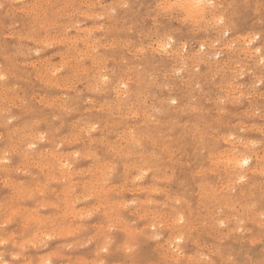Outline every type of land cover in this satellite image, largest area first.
I'll return each instance as SVG.
<instances>
[{
	"label": "rangeland",
	"instance_id": "1",
	"mask_svg": "<svg viewBox=\"0 0 264 264\" xmlns=\"http://www.w3.org/2000/svg\"><path fill=\"white\" fill-rule=\"evenodd\" d=\"M15 1L16 0H0L1 2L0 3V6H1L0 7V45H1L0 46V68H2L1 69L2 73L0 75H3L4 77H6L5 79H3V81L0 82V93H3V95L0 94V97H1L0 98V160H7L9 162L8 163L9 166L8 165L5 166L4 164H1L2 166L0 165V176H1L0 177V198H1L0 203L2 204V205L0 204V209H1L0 210V224H2L6 218L5 211L10 210V208L14 204L15 206L22 205L23 208L25 206L28 208V210L33 209L32 213L36 215L37 218H44L50 215L51 213L55 212L56 210L54 208L52 209L51 205H46L47 203H44L46 200H49L50 203L57 201L55 200L57 196L56 195L54 196V194L50 191L51 185H49L46 189H43L45 192L43 193L42 197L37 198L38 192H42L40 190L41 187L39 185L38 180L46 177L47 175V170L45 168L47 167L48 162L51 161V156H50L51 151L52 152H55V151L63 152L65 155H67L68 153H71L73 155V153L77 151L80 152L81 154L79 157L74 155V159L71 158V160L75 162L76 167L84 168L87 170L90 168L89 166H91L92 164V161L91 162L88 161V157H85L82 155V153H84L87 150L88 153L96 154L100 158V160L102 159L101 162L104 164L99 169L96 168L93 171H83L84 173H81L80 176L75 177L74 182L85 181L88 179V177H91L92 175L93 177H96V180H97V178H100V175H101L100 173L106 171L110 173L111 177L109 175L108 177L111 179L107 181L108 184L107 183L105 184L112 186L113 188L115 187L114 195L115 194L119 195L121 191L124 194L125 189L127 192V196L125 197L120 193L123 198H126V201L128 203L125 200L124 202L127 204H125L124 202L123 203L127 205V207H125L124 209H121L122 212L120 211L118 218H117V215L113 216V217H116V220H117L115 227L117 229H120L122 227L124 230L123 231L117 230L115 234L112 236V239L116 241L117 245L115 244L114 246H112V250H110V253L105 257L107 258V261H109L108 256L109 258H113L114 261L118 260V261H115L116 263H120V260L126 261V259L124 258V256L126 255H127L126 256L127 259H129V255L125 252H122L123 251L122 248H123L125 239H128L129 235L132 234V237L136 238L135 245H137V247H135L134 245L135 253L133 254L134 256L132 255L133 260L134 258H137V260L135 261L142 262V264H146V263L147 264L149 263L151 264L152 263L153 264H170V262L175 259L174 258L175 254H173L174 257L172 258L171 254L169 253L170 255H168L167 251L164 249L165 245L163 247V244H164V240L167 238V233L163 232V235L159 233L161 232V230L159 231L158 229H162L159 227L160 224L156 226L155 234L160 235L162 239L159 242L154 239H149V237L154 234L152 230L153 229V223L151 222L152 218L150 216L152 215L154 216L157 212H159V209L161 210L160 212L168 210L167 213H168V216H170L169 208H172V207L180 208L181 207L180 209H182V212L185 215V222H188L189 224L191 223L194 226V227L192 226L191 228L192 229L190 233L191 236H188L189 238L185 237V240L183 242L182 248L185 253V257H182V258H187V257H191V258L199 257L200 258L201 255H202L201 257H209L210 255L213 260H218V258L219 259L222 258L221 260L232 258V260H235L239 263L242 261L243 257L248 255L247 256L248 258L247 257L245 258L246 262H248L247 264H252V262H255V264H260V262L264 260V241H262L261 234H260L259 214L256 210H254L251 207V205L255 204L256 208H259L261 202H264V167H263L264 166V127H263L264 126V94H263L264 85L261 84V79H264V73H262L261 67L259 65V61L258 59H256L257 55L253 53L252 50H250L251 48L245 42V38L250 36L253 33L259 34L262 30H264V16L261 15V8L264 7V2H262V0H248V1L247 0H221V1L215 0L217 2V5L219 4L224 5V8H222V10L225 9V11L220 12L219 8L217 9V11L219 10L220 13L223 12L221 14L223 16L226 15L225 16L227 19L226 21L228 22L227 26L230 25L227 29H229L230 32L227 30L228 35L223 36V37L220 36V33H218L219 32L218 30H206L207 32L206 31H201V32L196 31V32H191L187 34L178 32L177 33L178 35H189L190 37L188 40V45H189L188 54L189 55H187L186 56L187 58H186L182 53H181L182 55L180 53L175 54V57L172 55L163 54L160 52L159 48H157L158 47V44H157L158 32H159L160 25L157 22L155 23V21L153 20L151 8H150V5L153 3V0H126V1L125 0H118V1L116 0L115 1L114 0H85V1L84 0H72V1L71 0H50V1L42 0V2L41 0H38V1L36 0H20V1L17 0L16 2ZM34 1L37 2L39 6ZM39 1L42 5L39 3ZM70 2H72V4ZM126 2L127 4L129 2L128 4L129 7L127 8L122 7V5L126 4ZM30 4H34L32 6L35 9L33 8L32 10H30L32 8ZM109 4L110 6H113V7H110ZM168 23L173 26L180 24L179 21L178 22L169 21ZM39 25L43 27L44 29L39 27ZM72 26L74 28H72ZM94 26H96L98 30ZM171 30L172 29H170V31ZM21 35L23 37H21ZM242 35H245V36H242ZM73 36L76 38H74ZM82 38L85 39L84 43L81 42ZM95 38L96 39L99 38L98 43H101L103 47L100 45L98 46V44H95L97 43ZM66 39H68V42H66L67 41ZM217 39H219L220 43L222 44L220 43L219 45L216 44ZM229 40H231L232 43ZM234 40L238 43H235ZM64 41L66 43H64ZM88 41L91 43V45H89L90 43ZM239 41H241L242 43ZM201 43L205 45L206 51L204 50V52L202 54L200 53L201 54L200 55L199 51L196 52V50H199L198 44H201ZM229 43H231L232 45L230 44L231 45L230 46ZM239 43H241V45L244 43L243 44L244 47L248 48L249 51L248 49L247 50L244 49L246 51L245 53L243 50H241L244 47L241 45L239 46ZM65 44L67 47L65 46ZM85 45H88V46L85 47ZM95 45L97 47H95ZM91 46H93L92 49H91ZM222 46L223 47L225 46V48L226 47L227 48L226 49L224 48L225 50L223 49L222 51L221 49L223 48ZM45 48L46 50H44ZM85 48L89 50L91 49L90 52L93 50L92 52L94 53V57H92V55L88 56L92 54V52L89 54L88 52L89 50H86ZM141 49H144V50L141 51ZM29 50H32V51H29ZM154 50H156V52ZM75 52H78L79 56L80 55L83 56L85 52L87 53V55H84L82 58V56L79 57L77 53ZM195 52L199 54L201 58L200 56L199 58H197L196 57L197 54ZM96 54L100 56L101 62H99L98 60L99 57ZM191 54H193L194 56ZM76 55L77 57H79V59L75 57ZM249 55L251 56V59ZM71 56L75 58L76 60L71 61V59H73ZM65 57L66 58L69 57V58L66 59ZM124 57L126 58V60H124L125 59ZM93 58H94L93 60L94 62L91 60ZM209 58L213 61L212 62L210 60L212 63H210ZM181 59H184V60L179 62V60ZM46 60H49V61H46ZM60 60L64 62L62 63ZM66 61L69 63V65ZM31 62L33 65L31 64ZM205 62L207 63V65ZM222 62H224V64ZM44 63L45 64L48 63V64L45 65ZM75 63L78 64L79 68L83 67L84 65H85V68L86 67L90 68L91 66L92 70L91 68L85 69V70L83 69L84 72H81V73H84L85 75L90 76L93 81L90 79V77H86L84 74H82L83 75L82 77L80 74V78L83 80H81L82 82L79 81L80 78L79 76H77V72L79 73L80 71H83V70H81L82 69L81 68V69H78L79 70L78 71L76 69L78 66H76L77 64ZM208 63L213 64V65L210 66ZM228 63L231 65H229ZM58 64L59 65L61 64L60 65L61 67ZM70 64L71 65L73 64V65L71 66ZM188 64H190L191 66ZM196 64L197 65L199 64V65L197 66ZM185 66L187 67V69ZM227 66H229L230 68ZM47 68L54 76L58 72V74L55 76V77L57 76L58 77L56 79L55 77H51V74ZM54 68H58V69H54ZM93 68L95 69L97 68L96 70H99V71L98 72L96 71V74H95V69ZM136 68H139V69H136ZM197 68H203V69H206V71L197 72L196 71ZM36 69L38 70L36 71ZM75 69H76L75 71L76 74L74 73ZM226 69L227 70L229 69L230 72H228L229 70L226 71ZM44 70L45 71L47 70L46 72H48L50 75L46 73ZM85 71L87 73L90 72V75L86 74ZM91 71L92 72L94 71L93 76L91 75L92 74ZM218 71L220 73H218ZM43 72H44V75H43ZM39 73H40V76H37L39 75ZM98 73H101L99 74L100 76L98 75ZM107 73L109 76L107 75ZM117 73L121 75H118ZM45 74L46 75L48 74L49 78H53L52 80L55 79L59 81L58 78L60 77V81L59 82L55 81L56 82V86H55L54 81L52 82L51 79H48V77ZM124 74L126 77L124 76ZM255 74L257 75L258 80ZM75 75L76 77H74ZM94 75L95 77L97 76L99 78H96L94 80L93 79L95 78ZM101 75L102 76L107 75L110 78V80L109 79L108 80H109V83L112 85V87L108 82H105L103 84L102 82L100 83L99 80H102ZM111 75L112 77H114V79L110 77ZM44 76L47 78H44ZM128 76L130 77V79H128L129 78ZM177 76L179 79L177 78ZM69 77H70V80L73 79L72 82L68 80ZM115 77L119 78V83H118V78L116 79ZM120 77L121 78L123 77V78L121 79ZM126 79H128V81H126ZM138 80L140 81V83ZM87 82L90 83V86H88ZM95 82L96 83L98 82L97 83L98 85ZM124 82L128 83V89H123L120 87L121 83H124ZM68 83L71 85H73L74 83L75 87L69 85ZM94 83L96 84V86ZM197 84H199L200 87H197L196 86ZM241 84L242 86H240ZM248 84L250 87L248 86ZM163 85H165L166 87ZM217 85H221V86L219 87ZM98 86H99V89L102 88L101 90H99V92L95 90ZM10 88L11 90H9ZM254 89L256 90L254 91ZM130 91L133 94L130 93ZM227 92L228 94H226ZM118 93L122 97H120ZM218 93H220L221 95ZM123 94L125 97L128 95L130 99H126L127 97L125 98ZM116 95L118 97H116ZM218 95L219 97H217ZM89 97L91 100L89 99ZM123 97L126 100L123 99ZM68 98L70 101L68 100ZM118 98H121V100H118ZM217 98L219 99L217 100ZM9 99L11 101H9ZM172 99H176L178 103L176 105H171L170 102ZM235 99L238 101H236ZM239 100L242 102H240ZM126 101L128 103H126ZM21 102L23 104H20ZM120 102H123V103H120ZM24 103L25 104L28 103L29 105L28 104L24 105ZM130 103L132 104V107ZM139 104H141V106H139ZM71 106H74V107H71ZM58 107L60 108V111ZM137 107L139 108L141 107L140 108L141 110L138 109ZM38 109L40 112L38 111ZM142 109L143 110L145 109L144 111L146 113ZM135 112H137L136 115L134 114ZM22 113H24V115ZM142 113L145 118L142 117ZM146 115L148 117H146ZM5 116H7L8 118ZM54 116L56 117L54 118ZM83 118L85 120H83ZM146 118H149V119L145 121L144 119ZM14 119L16 121H14ZM158 119L160 123H158ZM41 120L43 121V123L41 122ZM34 121L35 122L38 121L39 124L34 123ZM45 121H48V122H45ZM143 121L145 122V124H143ZM85 122H88V126L86 125L87 123L85 124ZM139 122L141 123V125H144V129L143 127L138 125L140 124ZM29 123L30 124L32 123V124L30 125ZM92 123L94 125H97L98 127L95 132L90 133L89 128L93 126ZM119 123L120 125L117 126V124ZM135 123H136V126L137 125L139 126V128L134 127ZM250 124L252 125L250 126ZM254 124L257 126H255ZM23 125L24 126L27 125L26 126L27 128L24 127ZM205 125L206 126L208 125V126L206 127ZM261 125L263 126L261 127ZM15 127L17 128L16 130H15ZM51 127L54 128V130H52ZM127 127L128 128L131 127L133 129H128ZM199 127L201 131L198 129ZM216 128L218 130H216ZM21 129H23L24 131ZM26 129L29 133L26 131ZM68 129H70V131ZM135 129L137 132L134 131ZM145 129L148 130L147 133L148 134L150 133V135H147L146 133H145L146 135L142 134L141 131L144 130L146 132ZM17 130H20L21 132ZM32 130L34 133L32 132ZM36 130H38V132ZM76 130H78V133L75 132ZM123 130L129 131V133L127 131L124 133L122 132ZM83 131H86L85 133H87L88 137L86 136L85 138L82 137L85 134ZM131 131L134 134L135 133L138 134L137 136H135V139L137 140L139 138L142 139L140 141L141 144H139L140 147L142 146L141 149L140 147L138 148V145H135L131 142L132 139L130 140V138H133L131 137V135H133ZM138 131H140L139 133L143 136L139 135ZM215 131H218V132H215ZM18 132L19 134L17 135ZM39 132L42 133L40 135H43V136L47 135L46 137L44 136L47 139L45 138H44L45 140L38 139V137L40 136ZM67 132L71 133V135ZM14 133H15V136L13 135ZM22 133L23 134L27 133L28 136H26L27 134L26 135L24 134L25 136L24 137ZM72 133H77L78 135L81 133V136L77 135V137H75L76 134H74L75 136H73ZM196 133L198 134L199 139ZM199 133L200 135H204V134L205 135L200 136ZM127 134L130 136H128ZM151 135H153L152 138H151ZM158 135H160V137ZM66 136L69 137L70 139L67 138ZM162 136L164 139L162 138ZM237 136H240V137H237ZM26 137L27 138L30 137V138L27 139ZM48 137L50 140H48ZM21 138L22 140L23 139L27 140V142H31V141L35 142L36 148L33 149L35 153H33L31 149L29 150L27 148V144H26L27 142H25V140L22 141ZM73 138H75V140ZM83 138L84 140H82ZM250 138H251V141H250ZM58 139L59 140L63 139V140H61V142H58ZM35 140L39 142H36ZM52 140L54 142H57L58 144L59 143L61 144L60 145H58L57 143L53 144L54 142ZM201 140L204 141V143L201 142ZM13 141H15L16 143H13ZM18 141L19 142L21 141V143L19 144ZM92 142H96V145L95 143H92ZM209 142L212 144H210ZM110 143L113 145H111ZM131 143L133 144V146L130 145ZM114 144H117V145H114ZM16 146L17 147L19 146V147L17 148ZM55 146L57 147L58 150L56 149ZM110 146H113V147H110ZM243 146H245V148H243ZM203 147L205 148V150ZM113 148H116V151H117V153L115 152V155H114V152L112 151ZM198 149L199 151H197ZM238 149H243L246 153L252 155L254 158L251 168L243 170L246 174V176H244L245 177L244 182H240L239 178L241 175H238V177L237 176L235 177L236 174H232L227 165L228 164L227 161H229L228 158L230 157V154H232L234 150H238ZM166 150L169 152H167ZM26 151L27 152L30 151V153L28 152L26 155ZM22 152L25 153L26 158L28 156L27 160ZM120 153L124 154L126 158L123 157L124 155H121ZM21 156H24V157H21ZM6 157L8 158L6 159ZM22 159L24 161H21ZM219 159H221V161H219ZM89 160L91 159L89 158ZM105 160H107V163ZM143 160H148L150 161L151 164H153V166L151 167L152 172L149 171L150 173H148V179L146 182L150 183L152 180H154L152 181L153 185H155V183L156 185H159L160 191L157 192V189H156L155 191H152L150 194H148L147 191L141 192V189H138V187L136 186L137 184L135 180L129 177L132 170L130 171L128 170L125 174L124 171H125L126 164H129V163L137 164L138 162L143 161ZM26 161L27 162L29 161V162L26 163ZM30 161H34V162H30ZM23 162H25L26 164L23 165ZM110 163L111 164L113 163L112 164L113 167ZM31 164L33 165L34 169H36L37 171L33 169ZM37 164H39L40 167H37L36 166ZM3 166L5 167L6 170H8V168L10 169L6 171L4 170ZM23 166H25V168ZM31 167L33 170L31 169ZM154 167L155 169H153ZM154 173H156L155 178L152 176ZM132 176L135 177L136 174L132 173ZM7 178H8V182H7ZM29 180L32 182L29 183L30 182ZM18 181L20 183H18ZM41 181H44V180H41ZM60 181L61 182H59L58 185L62 186V183L64 184V181L63 182L62 180ZM78 185L79 183H74V187L76 189ZM79 186L81 188V185ZM244 186L246 187V190ZM116 187L117 188L119 187V189H117ZM21 189H23V191H21ZM243 189L245 190V192L242 191ZM242 192H244L243 196H241ZM147 196L151 199L150 200L151 202L150 201L149 202L151 203L152 207L151 205H148L150 204L149 202L144 204V206L139 205L137 203V200L145 199ZM24 197L29 202H27ZM91 197L92 196H90L89 198H86V200L83 201L84 204L86 203L85 205H87L88 203H91V205L88 204L87 206L88 209H86L87 212L85 213L86 216L84 214L83 219H80L79 217L75 216L73 213L72 214L68 213V215L65 216L64 219H62L64 220L63 222H70L71 224H82L83 223L84 225H87V226L91 225V230H88V231H86L85 229L75 230L74 228V232L70 234L69 237H62L60 236L59 233L54 234L55 231L54 230L51 231L49 226L46 225L47 222H45V220H43V222H40V223L38 222L36 224L37 229H39L38 233L40 235L39 239L42 245L41 249L42 250H46V249L55 250L57 254L56 260L60 261V263H61V258H62V255H61L62 252L73 253L75 254L73 255L75 257L81 256V257H84L86 260H89V261L92 260L96 257V253L98 249L103 247V244L108 239V235H107L108 230L105 227L101 226L106 221V218H105L106 213L104 212L106 209L102 207L103 206L102 204L100 206L96 203L97 202L96 198L92 197L91 199ZM122 197L121 198L118 197L117 199L123 200ZM223 197H226L225 199L226 200L229 199V200L225 202V200L223 201L222 199ZM127 198L130 200H128ZM177 198H178V201H175L174 199H177ZM93 199L95 200L93 201ZM131 199L135 201L136 203L133 204ZM179 199L181 202L179 201ZM113 200H115V197H113ZM11 201L14 203L12 204ZM86 201H88V203ZM160 201L163 204L157 203ZM17 202L18 204H16ZM178 202L180 204H178ZM221 202H223V204ZM175 203H177V205ZM164 204L166 206H163ZM164 207H167V209ZM226 207H228V209ZM99 209L103 211L101 212ZM89 211L93 212L92 217H89L87 215ZM151 211L154 213H150ZM142 214H144L145 216ZM226 214L228 217L226 216ZM25 215H26L25 210L23 209L22 212L20 213V216L26 217ZM148 215L151 219L147 217ZM238 216L241 219L238 218ZM120 217L121 219L119 221ZM144 217L146 218L147 221L143 219ZM112 218H108L107 220L112 219ZM195 218L197 219V221ZM224 218L226 219V221ZM218 219H223L225 224L228 225V227L222 229L217 222ZM59 220L61 221V219ZM171 220H172V217L170 216L168 217V219L164 220L166 221V223H164V221L162 223L169 226V224L171 225L174 224L173 222L174 220H172V222ZM215 224H217L218 226ZM9 225L11 227L8 226V233H7L6 238H12L13 245H16L18 243L21 244L20 241L24 238L23 228H22L23 220H21L20 223H15L14 225L9 224ZM13 226H16L17 228L16 227L13 228ZM143 227H145L147 230V233L145 235L143 233L142 234L139 233ZM238 227H242L244 229L243 232L238 231V230H235V231L233 230L234 228H238ZM215 228L217 229V231H215ZM0 229H1L0 236H2L5 234V232L3 228H0ZM135 229H138L139 232L136 231ZM205 229L208 232L205 231ZM96 230H99L96 236L97 237L101 236L103 242L98 243L94 238L95 235L94 237L91 235ZM163 230H166V229H163ZM148 233L150 235H148ZM46 234L47 236L52 235L54 238L52 240H47ZM43 235H45V237ZM75 239L78 240L76 243H75ZM195 240H197L198 242ZM214 244L216 245L214 246ZM251 245L253 246L255 245V246L253 247ZM96 247H98V249ZM91 248H95L97 249V251H95L94 253V251ZM115 248H120L121 250L116 251ZM219 250H221V252ZM8 251H5L4 247L2 246L1 248L0 246V252H5L4 254L7 259L12 257L11 248H9ZM33 251H39V250L37 248H32V246H26L23 249V252H33ZM255 251H257V254ZM192 253L194 254L193 257H192ZM158 255L161 257H158ZM236 255L238 256L236 257ZM212 256H217V257L215 259V257H212ZM239 256L241 257V259L239 258ZM148 260H151V262L148 263ZM245 260H243L244 264H246ZM113 263L114 262H112V264Z\"/></svg>",
	"mask_w": 264,
	"mask_h": 264
},
{
	"label": "bare ground",
	"instance_id": "2",
	"mask_svg": "<svg viewBox=\"0 0 264 264\" xmlns=\"http://www.w3.org/2000/svg\"><path fill=\"white\" fill-rule=\"evenodd\" d=\"M17 1V0H16ZM15 1V2H16ZM20 1V0H19ZM36 1H38V0H36ZM46 1H48V0H46ZM45 1V2H46ZM50 1V0H49ZM72 1V0H71ZM85 1V0H84ZM115 1V0H114ZM116 1H118V0H116ZM126 1V0H125ZM216 1H218V0H216ZM215 1V2H216ZM221 1V0H220ZM248 1V0H247ZM12 2V1H11ZM35 2V1H34ZM41 2H42V0H41ZM120 2V1H119ZM118 2V3H119ZM122 2V1H121ZM1 3V2H0ZM37 5H38V3L37 2H35ZM39 3H40V1H39ZM43 3H44V1H43ZM49 3V2H48ZM57 3H59V2H57ZM71 4H72V2H70ZM82 3V2H81ZM86 3V2H85ZM95 3V2H94ZM112 3V2H111ZM110 3V4H111ZM116 3V2H115ZM117 3V4H118ZM123 3V2H122ZM217 3V2H216ZM41 4V3H40ZM110 4H109V6H110ZM113 4V3H112ZM111 4V5H112ZM126 4H127V2H126ZM128 4H129V2H128ZM31 6L32 5H34V4H30ZM42 5V4H41ZM105 5H106V3H105ZM122 5V4H121ZM148 5V4H147ZM220 5V4H219ZM39 6V5H38ZM96 6V5H95ZM1 7V6H0ZM25 7V6H24ZM35 7H36V5H35ZM69 7H70V5H69ZM110 7H113V6H110ZM29 8V7H28ZM31 8V7H30ZM34 7L32 6V8L30 9V10H32ZM59 8V7H58ZM224 8V7H223ZM35 9V8H34ZM39 9V8H38ZM56 9V8H55ZM67 9H68V7H67ZM138 9V8H137ZM18 10V9H17ZM23 10H25V9H23ZM72 10V9H71ZM121 10V9H120ZM220 10V12L221 11H225V9L224 10H222V9H219ZM218 10V11H219ZM34 11V10H33ZM89 11V10H88ZM148 11H150V10H148ZM227 11V10H226ZM257 11H258V9H257ZM256 11V12H257ZM42 12V11H41ZM83 12V11H82ZM13 13V12H12ZM35 13V12H34ZM87 13V12H86ZM223 13V12H222ZM222 13H220V14H222ZM27 14V13H26ZM33 14V13H32ZM82 14H84V13H82ZM93 14V13H92ZM225 14V13H224ZM9 15V14H8ZM47 15V14H46ZM55 15V14H54ZM80 15V14H79ZM115 15V14H114ZM42 16H43V14H42ZM92 16V15H91ZM226 15H224V17H225ZM38 17V16H37ZM85 17V16H84ZM83 17V18H84ZM93 17V16H92ZM95 17H96V15H95ZM98 18V17H97ZM48 19V18H47ZM90 19V18H89ZM96 19V18H95ZM225 19H226V17H225ZM38 20V19H37ZM71 20H73V19H71ZM97 20V19H96ZM122 20V19H121ZM227 20V19H226ZM231 20V19H230ZM46 21V20H45ZM60 21V20H59ZM44 22V21H43ZM56 22H58V21H56ZM178 22V21H177ZM60 23V22H59ZM155 23H156V21H155ZM155 23H154V25H155ZM75 24V23H74ZM84 24V23H83ZM76 25V24H75ZM81 25V24H80ZM102 25V24H101ZM104 25V24H103ZM105 26V25H104ZM103 26V27H104ZM110 26V25H109ZM230 26V25H229ZM229 26H227V28L229 27ZM32 27V26H31ZM39 27H41L40 25H39ZM64 27V26H63ZM95 28H96V26H94ZM108 27V26H107ZM41 28H43V27H41ZM72 28H74L73 26H72ZM102 28V27H101ZM112 28V27H111ZM32 29V28H31ZM44 29V28H43ZM42 29V30H43ZM81 29V28H80ZM97 29V28H96ZM152 29H153V27H152ZM156 29V28H155ZM34 30V29H33ZM39 30V29H38ZM51 30V29H50ZM77 30V29H76ZM85 30V29H84ZM92 30V29H91ZM98 30V29H97ZM149 30V29H148ZM157 30V29H156ZM228 31H229V29H227ZM94 31V30H93ZM110 31V30H109ZM128 31V30H127ZM54 32V31H53ZM86 32V31H85ZM201 32V31H200ZM207 32V31H206ZM230 32V31H229ZM250 32V31H249ZM61 33V32H60ZM64 33V32H63ZM69 33V32H68ZM219 33V32H218ZM259 33V32H258ZM62 34V33H61ZM49 35V34H48ZM64 35V34H63ZM82 35H84V34H82ZM89 35V34H88ZM208 35V34H207ZM237 35H239V34H237ZM247 35V34H246ZM6 36V35H5ZM29 36V35H28ZM105 36V35H104ZM242 36H245V35H242ZM9 37V36H8ZM21 37H23L22 35H21ZM57 37V36H56ZM67 37V36H66ZM74 37V36H73ZM86 37V36H85ZM106 37H107V35H106ZM205 37V36H204ZM69 38V37H68ZM74 38H76V37H74ZM87 38V37H86ZM150 38V37H149ZM212 38V37H211ZM28 39V38H27ZM32 39V38H31ZM37 39V38H36ZM35 39V40H36ZM40 39V38H39ZM46 39V38H45ZM49 39V38H48ZM96 39V38H95ZM99 39V38H98ZM98 39H96V41H97V43H95V44H98V46L100 45V46H102L103 47V45H101V43H98ZM203 39V38H202ZM213 39V38H212ZM220 39V38H219ZM30 40V39H29ZM42 40V39H41ZM57 40V39H56ZM67 41L66 42H68V39H66ZM82 41L81 42H85V39L84 38H82L81 39ZM84 40V41H83ZM92 40V39H91ZM124 40V39H123ZM204 40V39H203ZM226 40V39H225ZM236 40V39H235ZM234 40V41H235ZM239 40H240V38H239ZM244 40V39H243ZM87 41V40H86ZM101 41V40H100ZM122 41V40H121ZM199 41V40H198ZM197 41V42H198ZM229 41H231V40H229ZM48 42V41H47ZM63 42V41H62ZM65 41H64V43H66ZM69 42H70V40H69ZM76 42H77V40H76ZM89 42V41H88ZM87 42V43H88ZM211 42V41H210ZM239 42H241V41H239ZM86 43V44H87ZM90 43V42H89ZM93 43V42H92ZM113 43V42H112ZM124 43V42H123ZM126 43V42H125ZM140 43V42H139ZM215 43V42H214ZM231 43H232V41H231ZM231 43H229V45L231 44ZM235 43H238V42H236L235 41ZM242 43V42H241ZM241 43H239V46L241 45ZM2 44V43H1ZM40 44V43H39ZM117 44V43H116ZM201 44H203V43H201ZM209 44V43H208ZM220 44H222V43H220ZM228 44V43H227ZM244 44V43H243ZM241 45V46H243L244 47V45ZM57 45H58V43H57ZM63 45V44H62ZM89 45H91V43L89 44ZM198 45H200V44H198ZM213 45V44H212ZM216 45V44H215ZM219 45V44H218ZM232 45V44H231ZM230 45V46H231ZM234 45H236V44H234ZM1 46V45H0ZM53 46V45H52ZM65 46H66V44H65ZM72 46V45H71ZM86 46H88V45H85V47ZM116 46V45H115ZM142 46V45H141ZM209 46V45H208ZM230 46H228V47H230ZM238 46V47H239ZM4 47V46H3ZM46 47V46H45ZM67 47V46H66ZM95 47H97L96 45H95ZM157 47V46H156ZM216 47V46H215ZM223 47V46H222ZM2 48V47H1ZM47 48V47H46ZM46 48L44 49V50H46ZM88 48V47H87ZM87 48H85L86 50H89V49H87ZM93 48V46H91V49ZM114 48V47H113ZM125 48V47H124ZM139 48V47H138ZM141 48V47H140ZM147 48V47H146ZM149 48V47H148ZM158 48V47H157ZM212 48V47H211ZM225 48V46L223 47V48H221L222 49V51H223V49ZM227 48V47H226ZM225 48V49H226ZM232 48V47H231ZM234 48V47H233ZM241 48V47H240ZM66 49V48H65ZM79 49V48H78ZM90 49V50H91ZM96 49V48H95ZM98 49V48H97ZM206 49V48H205ZM214 49V48H213ZM224 49V50H225ZM228 49H230V48H228ZM244 49H248V48H242L241 50H243L245 53H246V51L244 50ZM2 50V49H1ZM28 50V49H27ZM90 50L88 51L89 52V54L93 51H91L90 52ZM135 50V49H134ZM144 50V49H143ZM146 50V49H145ZM147 50H149V49H147ZM196 50V49H195ZM237 50H238V48H237ZM251 50V49H250ZM21 51V50H20ZM29 51H32V50H29ZM34 51V50H33ZM38 51V50H37ZM43 51V50H42ZM66 51V50H65ZM79 51V50H78ZM85 51V50H84ZM95 51V50H94ZM155 52H156V50H154ZM197 51H199V50H196V52ZM206 51V50H205ZM210 51V50H209ZM215 51V50H214ZM221 51V52H222ZM232 51H234V50H232ZM243 51H241V52H243ZM248 51H249V49H248ZM247 51V52H248ZM24 52V51H23ZM28 52V51H27ZM27 52H26V54H27ZM68 52V51H67ZM80 52V51H79ZM87 52V51H86ZM84 53V55H87V53ZM96 52H97V50H96ZM146 52V51H145ZM144 52V53H145ZM153 52V51H152ZM151 52V53H152ZM190 52H192V51H190ZM195 52V53H196ZM218 52V51H217ZM225 52V51H224ZM236 52H238V51H236ZM251 52V51H250ZM250 52H249V54H250ZM39 53H41V52H39ZM53 53V52H52ZM51 53V54H52ZM74 53V52H73ZM75 53H77V55L79 56V53L78 52H75ZM140 53V52H139ZM154 53V52H153ZM152 53V54H153ZM181 54V52H178L176 49H174L173 50V52H172V56H174L175 57V54ZM209 53V52H208ZM50 54V55H51ZM60 54V53H59ZM62 54V53H61ZM71 54V53H70ZM81 54H83V53H81ZM193 54H194V52H193ZM193 54H191V55H193ZM197 54V53H196ZM199 54H200V52H199ZM197 54V58H199V56L202 54ZM215 54V53H214ZM219 54V53H218ZM77 55L75 56V57H77ZM83 55V56H84ZM92 55V57H94V53L92 52V54H90V55H88V56H91ZM97 55V54H96ZM95 55V56H96ZM123 55V54H122ZM182 55V54H181ZM189 55V54H188ZM205 55V54H204ZM203 55V56H204ZM210 55V54H209ZM232 55V54H231ZM245 55V54H244ZM257 55V54H256ZM60 56V55H59ZM73 56V55H72ZM71 56V57H72ZM80 56H82V55H80ZM79 56V57H80ZM83 56H82V58H83ZM98 57H99V62H101V60H100V56L99 55H97ZM155 56V55H154ZM171 56V57H172ZM180 56V55H179ZM194 56V55H193ZM250 56V55H249ZM253 56V55H252ZM47 57V56H46ZM70 57V56H69ZM68 57V58H69ZM79 57H77L78 59H79ZM86 57V56H85ZM85 57H84V59H85ZM186 57V56H185ZM191 57V56H190ZM208 57V56H207ZM257 57V56H256ZM40 58V57H39ZM66 58V57H65ZM68 58H66V59H68ZM73 58V57H72ZM87 58V57H86ZM89 58V57H88ZM107 58V57H106ZM125 58V57H124ZM179 58H181V57H179ZM182 58H184V57H182ZM187 58V57H186ZM200 58H201V56H200ZM205 58V57H204ZM211 58V57H210ZM209 58V61L211 60ZM243 58V57H242ZM254 58V57H253ZM44 59H46V58H44ZM77 59V60H78ZM105 59V58H104ZM174 59V58H173ZM194 59V58H193ZM207 59V58H206ZM250 59H251V56H250ZM257 59V58H256ZM37 60V59H36ZM43 60V59H42ZM72 60H76L75 58H73V59H71V61ZM92 61L94 60V58L93 59H91ZM95 60H97V59H95ZM124 60H126V58L124 59ZM123 60V61H124ZM177 60V59H176ZM182 60H184V59H181V60H179V62H181ZM190 60V59H189ZM188 60V61H189ZM200 60H202V59H200ZM199 60V61H200ZM216 60V59H215ZM225 60V59H224ZM248 60V59H247ZM46 61H49V60H46ZM61 61V60H60ZM197 61V60H196ZM208 61V60H207ZM212 61V60H211ZM210 61V63H212ZM62 62V61H61ZM64 62V61H63ZM62 62V63H63ZM67 62V61H66ZM74 62H76V61H74ZM91 62V61H90ZM94 62V61H93ZM97 62V61H96ZM104 62V61H103ZM240 62V61H239ZM241 62H243V61H241ZM247 62V61H246ZM255 62V61H254ZM59 63V62H58ZM68 63V62H67ZM80 63V62H79ZM92 63V62H91ZM183 63H184V61H183ZM182 63V64H183ZM197 63V62H196ZM206 63V62H205ZM217 63V62H216ZM215 63V64H216ZM220 63V62H219ZM223 64H224V62H222ZM233 63V62H232ZM248 63V62H247ZM31 64H32V62H31ZM45 64V63H44ZM48 64V63H47ZM47 64H45V65H47ZM75 64H77V63H75ZM81 64V63H80ZM103 64V63H102ZM176 64H178V63H176ZM175 64V65H176ZM209 64V63H208ZM229 64V63H228ZM252 64V63H251ZM255 64V63H254ZM33 65V64H32ZM45 65H44V67H45ZM59 65V64H58ZM61 65V64H60ZM59 65V66H60ZM68 65H69V63H68ZM71 65V64H70ZM73 65V64H72ZM71 65V66H72ZM84 65V64H83ZM95 65H96V63H95ZM185 65V64H184ZM188 65H190V64H188ZM197 65V64H196ZM199 65V64H198ZM197 65V66H198ZM206 65H207V63H206ZM210 66H212L213 64H209ZM229 65H231V64H229ZM243 65V64H242ZM245 65V64H244ZM2 66V65H1ZM31 66V65H30ZM52 66V65H51ZM76 66H78V64L76 65ZM191 66V65H190ZM194 66V65H193ZM215 66H217V65H215ZM225 66V65H224ZM223 66V67H224ZM240 66V65H239ZM41 67H43V66H41ZM61 67V66H60ZM84 67V68H83ZM83 67H81V68H79V66L76 68L77 70L78 69H81V70H85V69H90L91 68V70H92V67L90 66V68L89 67H86L85 68V65L83 66ZM136 67H138V66H136ZM186 67V66H185ZM222 67V66H221ZM227 67H229V66H227ZM242 67V66H241ZM245 67V66H244ZM250 67V66H249ZM72 68V67H71ZM100 68V67H99ZM98 68V69H99ZM102 68V67H101ZM191 68V67H190ZM189 68V69H190ZM226 68V67H225ZM230 68V67H229ZM243 68V67H242ZM1 69L2 68H0V71H1ZM41 69V68H40ZM48 69V68H47ZM54 69H58V68H54ZM60 69V68H59ZM76 69L74 70V73H75V71H76ZM93 69H95V68H93ZM97 69V68H96ZM95 69V74H96V71L98 72L99 70H96ZM136 69H139V68H136ZM171 69V68H170ZM172 69H174V68H172ZM183 69V68H182ZM181 69V70H182ZM186 69H187V67H186ZM221 69H223V68H221ZM244 69V68H243ZM249 69V68H248ZM38 69H36V71H37ZM84 70L83 71H80L79 73L77 72V76H79V78H80V74H81V77L83 76L82 74H84V73H81V72H84ZM105 70V69H104ZM121 70V69H120ZM178 70H180V69H178ZM211 70V69H210ZM213 70H215V69H213ZM229 70V69H228ZM227 69H226V71H228ZM42 71V70H41ZM45 71V70H44ZM47 71V70H46ZM45 71V72H46ZM48 71H49V69H48ZM79 71V70H78ZM90 71V70H89ZM88 71V72H89ZM101 71H102V69H101ZM100 71V72H101ZM107 71V70H106ZM129 71V70H128ZM137 71V70H136ZM141 71V70H140ZM169 71H171V70H169ZM220 71V70H219ZM218 71V73H220ZM222 71V70H221ZM244 71V70H243ZM6 72V71H5ZM50 72V71H49ZM61 72V71H60ZM62 72H63V70H62ZM86 72V71H85ZM94 72V71H93ZM93 72L91 71V75L93 76ZM139 72V71H138ZM180 72V71H179ZM182 72V71H181ZM224 72V71H223ZM228 72H230V70L228 71ZM252 72H254V71H252ZM2 73V71L0 72V74ZM35 73V72H34ZM46 73H48V72H46ZM102 73H103V71H102ZM150 73V72H149ZM177 73H178V71H177ZM213 73V72H212ZM36 74V73H35ZM37 74H38V72H37ZM49 74V73H48ZM46 75L47 77H48V79H51V81L53 82L54 81V84H55V86H56V82H59L60 81V77L58 78L59 79V81H57V80H55L57 77H55L57 74H58V72L56 73V75L54 76L51 72H50V74H51V77H55V79L54 80H52L53 78H49V75ZM76 74V73H75ZM79 74V75H78ZM86 74H89L90 75V72L89 73H87L86 72ZM99 74H101V73H98V75ZM105 74V73H104ZM115 74V73H114ZM118 75H121V74H119V73H117ZM172 74V73H171ZM5 75V74H4ZM13 75V74H12ZM43 75H44V72H43ZM42 75V76H43ZM53 75V76H52ZM74 75V74H73ZM85 75V74H84ZM107 75H108V73H107ZM176 75V74H175ZM178 75V74H177ZM229 75V74H228ZM227 75V76H228ZM239 75V74H238ZM254 75V74H253ZM256 75V74H255ZM6 76V75H5ZM36 76V75H35ZM37 76H40V73H39V75H37ZM86 77H90V76H87V75H85ZM100 76V75H99ZM109 76V75H108ZM124 76H125V74H124ZM123 76V77H124ZM136 76H138V75H136ZM222 76V75H221ZM233 76H235V75H233ZM252 76V75H251ZM260 76V75H259ZM263 76V75H262ZM33 77V76H32ZM47 77H45L44 76V78H47ZM70 77H72V76H70ZM70 77L68 78V80H70ZM74 77H76V75L74 76ZM94 77H95V75H94ZM101 77H102V75H101ZM110 77H112V75L110 76ZM122 77V78H123ZM126 77V76H125ZM129 77V76H128ZM127 77V78H128ZM139 77H140V75H139ZM144 77V76H143ZM152 77V76H151ZM232 77V76H231ZM6 78V77H5ZM62 78V77H61ZM66 78V77H65ZM85 78V77H84ZM96 78H99V77H95V78H93L94 80L96 79ZM113 79H114V77H112ZM111 78V79H112ZM116 79L118 78V77H115ZM121 78V77H120ZM121 78V79H122ZM156 78V77H155ZM169 78V77H168ZM177 78H178V76H177ZM215 78V77H214ZM225 78V77H224ZM237 78H238V76H237ZM256 78H257V75H256ZM76 79V78H75ZM88 79V78H87ZM87 79H86V81H87ZM90 79H91V77H90ZM108 79L110 80V78L108 77ZM120 79V80H121ZM128 79H130V77L128 78ZM128 79H126V81H128ZM140 79H141V77H140ZM146 79H148V78H146ZM151 79V78H150ZM157 79V78H156ZM155 79V80H156ZM179 79V78H178ZM186 79V78H185ZM242 79V78H241ZM26 80V79H25ZM40 80H42V79H40ZM45 80V79H44ZM67 80V81H68ZM73 80V79H72ZM72 80H70L71 82H72ZM78 80V79H77ZM76 80V81H77ZM81 80H83V79H81L80 78V80L79 81H81ZM85 80V79H84ZM89 80V79H88ZM92 80V79H91ZM109 80L107 81L108 83H109ZM190 80V79H189ZM212 80V79H211ZM224 80V79H223ZM235 80V79H234ZM257 80H258V78H257ZM1 81H3V80H0V82ZM46 81V80H45ZM50 81V82H51ZM56 81V82H55ZM93 81V80H92ZM100 81V83L102 82V84L103 83H105V82H103L102 80H99ZM125 81V80H124ZM139 81V80H138ZM146 81V80H145ZM151 81V80H150ZM188 81V80H187ZM236 81H237V79H236ZM6 82V81H5ZM82 82V81H81ZM89 82V81H88ZM87 82V83H88ZM152 82V81H151ZM198 82V81H197ZM220 82V81H219ZM9 83V82H8ZM7 83V84H8ZM67 83V82H66ZM96 83V82H95ZM94 83V84H95ZM98 83V82H97ZM96 83V84H97ZM118 83H119V78H118ZM124 83H126L127 85H128V83L127 82H124ZM139 83H140V81H139ZM139 83H137V84H139ZM215 83V82H214ZM232 83V82H231ZM3 84V83H2ZM12 84V83H11ZM69 84V83H68ZM82 84V83H81ZM86 84V83H85ZM96 84H95V86H96ZM110 84V83H109ZM136 84V85H137ZM158 84H160V83H158ZM223 84V83H222ZM58 85V84H57ZM69 85H71V84H69ZM87 85V84H86ZM93 85V84H92ZM98 85V84H97ZM104 85H106V84H104ZM111 85V84H110ZM215 85V84H214ZM246 85V84H245ZM251 85V84H250ZM253 85V84H252ZM5 86V85H4ZM71 86H74L75 87V85H74V83H73V85H71ZM88 86H90V83H88ZM87 86V87H88ZM103 86V85H102ZM119 86V85H118ZM163 86H165V85H163ZM162 86V87H163ZM188 86V85H187ZM217 86H221V85H217ZM226 86V85H225ZM240 86H242V84L240 85ZM248 86H249V84H248ZM6 87V86H5ZM64 87V86H63ZM107 87V86H106ZM111 87H112V85H111ZM166 87V86H165ZM189 87V86H188ZM216 87V86H215ZM237 87V86H236ZM250 87V86H249ZM252 87H254V86H252ZM61 88V87H60ZM66 88H67V86H66ZM195 88V87H194ZM256 88V87H255ZM257 88H258V86H257ZM256 88V89H257ZM8 89V88H7ZM87 89V88H86ZM102 89V88H101ZM100 89V90H101ZM103 89H104V87H103ZM127 89H128V87H127ZM186 89V88H185ZM220 89V88H219ZM243 89V88H242ZM256 89H254V91L256 90ZM9 90H11V88L9 89ZM66 90V89H65ZM93 90V89H92ZM107 90V89H106ZM115 90H117V89H115ZM118 90H120V89H118ZM168 90V89H167ZM126 91V90H125ZM132 91V90H131ZM130 91V93H132ZM224 91V90H223ZM229 91V90H228ZM14 92V91H13ZM77 92V91H76ZM99 92V91H98ZM102 92V91H101ZM200 92V91H199ZM237 92V91H236ZM263 92V91H262ZM104 93V92H103ZM121 93V92H120ZM221 93V92H220ZM220 93H218V94H220ZM238 93V92H237ZM250 93V92H249ZM1 95H3V93H0ZM36 94H38V93H36ZM49 94V93H48ZM47 94V95H48ZM80 94V93H79ZM100 94V93H99ZM126 94H128V93H126ZM133 94V93H132ZM226 94H228V92L226 93ZM241 94V93H240ZM242 94H244V93H242ZM246 94H247V92H246ZM264 94V93H263ZM44 95V94H43ZM118 95H119V93H118ZM221 95V94H220ZM24 96V95H23ZM45 96V95H44ZM120 96V95H119ZM123 96H124V94H123ZM133 96V95H132ZM143 96V95H142ZM242 96V95H241ZM13 97V96H12ZM15 97V96H14ZM54 97V96H53ZM116 97H118L117 95H116ZM120 97H122V96H120ZM125 97V96H124ZM123 97V99H125L126 97V99H130V97L127 95L125 98ZM129 97V98H128ZM164 97V96H163ZM210 97V96H209ZM217 97H219V95L217 96ZM261 97V96H260ZM1 98V97H0ZM16 98V97H15ZM20 98V97H19ZM18 98V99H19ZM40 98H42V97H40ZM55 98V97H54ZM165 98V97H164ZM223 98H224V96H223ZM232 98V97H231ZM3 99V98H2ZM7 99V98H6ZM12 99H14V98H12ZM45 99V98H44ZM89 99H90V97H89ZM125 99V100H126ZM132 99V98H131ZM168 99V98H167ZM190 99V98H189ZM207 99V98H206ZM214 99V98H213ZM219 98H217V100H218ZM221 99H222V97H221ZM228 99V98H227ZM239 99V98H238ZM254 99V98H253ZM256 99H258V98H256ZM22 100V99H21ZM58 100V99H57ZM63 100V99H62ZM68 100H69V98H68ZM91 100V99H90ZM118 100H121V98H118ZM144 100V99H143ZM194 100V99H193ZM232 100V99H231ZM236 100V99H235ZM255 100V99H254ZM7 101V100H6ZM9 101H11L10 99H9ZM13 101V100H12ZM50 101V100H49ZM64 101V100H63ZM70 101V100H69ZM107 101V100H106ZM161 101V100H160ZM236 101H238V100H236ZM240 101V100H239ZM261 101V100H260ZM62 102V101H61ZM68 102V101H67ZM91 102V101H90ZM105 102V101H104ZM119 102V101H118ZM166 102V101H165ZM164 102V103H165ZM221 102V101H220ZM240 102H242V101H240ZM252 102V101H251ZM258 102V101H257ZM7 103V102H6ZM19 103V102H18ZM55 103V102H54ZM106 103V102H105ZM116 103V102H115ZM120 103H123V102H120ZM126 103H128L127 101H126ZM133 103V102H132ZM171 103V102H170ZM190 103V102H189ZM20 104H23L22 102L20 103ZM26 104H28V103H26ZM25 103H24V105H26ZM46 104H47V102H46ZM45 104V105H46ZM51 104V103H50ZM49 104V105H50ZM61 104V103H60ZM104 104V103H103ZM111 104V103H110ZM119 104V103H118ZM131 104V103H130ZM137 104V103H136ZM188 104V103H187ZM192 104H194V103H192ZM251 104V103H250ZM255 104H256V102H255ZM29 105V104H28ZM52 105H54V104H52ZM56 105V104H55ZM96 105V104H95ZM146 105V104H145ZM170 105V104H169ZM172 105V104H171ZM189 105V104H188ZM198 105V104H197ZM57 106V105H56ZM94 106V105H93ZM136 106V105H135ZM139 106H141V104H139ZM190 106H192V105H190ZM232 106V105H231ZM254 106V105H253ZM258 106V105H257ZM26 107V106H25ZM50 107V106H49ZM52 107V106H51ZM54 107V106H53ZM59 107H60V105H59ZM58 107V108H59ZM71 107H74V106H71ZM120 107V106H119ZM131 107H132V104H131ZM182 107H184V106H182ZM187 107V106H186ZM194 107V106H193ZM263 107V106H262ZM28 108V107H27ZM56 108V107H55ZM66 108V107H65ZM107 108V107H106ZM116 108H118V107H116ZM136 108V107H135ZM138 109H140L139 107H137ZM202 108V107H201ZM222 108V107H221ZM24 109V108H23ZM30 109H32V108H30ZM34 109V108H33ZM36 109V108H35ZM42 109V108H41ZM69 109V108H68ZM147 109H149V108H147ZM191 109H192V107H191ZM195 109H197V108H195ZM56 110V109H55ZM87 110V109H86ZM109 110V109H108ZM130 110V109H129ZM137 110V109H136ZM141 110V109H140ZM143 110V109H142ZM145 110V109H144ZM143 110V111H144ZM221 110H223V109H221ZM249 110V109H248ZM5 111V110H4ZM7 111V110H6ZM22 111V110H21ZM25 111V110H24ZM35 111V110H34ZM38 111H39V109H38ZM59 111H60V108H59ZM63 111V110H62ZM65 111V110H64ZM107 111V110H106ZM157 111V110H156ZM204 111V110H203ZM223 111H225V110H223ZM247 111V110H246ZM2 112V111H1ZM28 112V111H27ZM40 112V111H39ZM108 112V111H107ZM125 112V111H124ZM133 112H134V110H133ZM138 112V111H137ZM137 112H135L134 114L136 115V113ZM145 112V111H144ZM143 112V113H144ZM184 112H185V110H184ZM202 112V111H201ZM259 112V111H258ZM261 112V111H260ZM143 113H142V117H144V115H143ZM146 113V112H145ZM182 113V112H181ZM221 113V112H220ZM247 113V112H246ZM21 114V113H20ZM23 115H24V113H22ZM59 114V113H58ZM148 114H149V112H148ZM147 114V115H148ZM155 114V113H154ZM260 114V113H259ZM32 115V114H31ZM51 115V114H50ZM83 115V114H82ZM134 115V116H135ZM146 115V117H148ZM19 116H21V115H19ZM40 116V115H39ZM48 116V115H47ZM261 116V115H260ZM5 117H7V116H5ZM13 117V116H12ZM49 117V116H48ZM56 116H54V118H55ZM78 117H80V116H78ZM85 117V116H84ZM125 117V116H124ZM127 117V116H126ZM142 117H141V119H142ZM153 117V116H152ZM219 117V116H218ZM8 118V117H7ZM18 118V117H17ZM32 118V117H31ZM87 118V117H86ZM91 118V117H90ZM145 118V117H144ZM155 118V117H154ZM261 118V117H260ZM36 119V118H35ZM42 119V118H41ZM147 119H149V118H146V119H144L145 121L147 120ZM152 119V118H151ZM217 119V118H216ZM247 119V118H246ZM30 120V119H29ZM32 120V119H31ZM43 120V119H42ZM41 120V122L43 123V121ZM83 120H85L84 118H83ZM103 120V119H102ZM134 120V119H133ZM189 120V119H188ZM8 121H9V119H8ZM14 121H16L15 119H14ZM73 121V120H72ZM78 121V120H77ZM105 121V120H104ZM198 121V120H197ZM24 122H25V120H24ZM30 122H32V121H30ZM40 122V121H39ZM45 122H48V121H45ZM120 122V121H119ZM137 122V121H136ZM152 122V121H151ZM154 122V121H153ZM190 122V121H189ZM196 122V121H195ZM9 123H10V121H9ZM15 123V122H14ZM23 123V122H22ZM34 123H37V124H39L38 123V121H34ZM87 123V124H86ZM140 123V122H139ZM157 123V122H156ZM158 123H160L159 122V119H158ZM157 123V124H158ZM210 123V122H209ZM5 124V123H4ZM25 124V123H24ZM30 124V123H29ZM32 124V123H31ZM30 124V125H31ZM81 124V123H80ZM85 124L88 126V122H85ZM93 124V123H92ZM110 124H112V123H110ZM114 124V123H113ZM143 124H145V122L143 121ZM148 124V123H147ZM165 124H167V123H165ZM164 124V125H165ZM199 124V123H198ZM197 124V125H198ZM253 124V123H252ZM252 124H250V126L252 125ZM10 125V124H9ZM94 125V124H93ZM118 125H120V123L119 124H117V126ZM135 126L134 127H138L139 128V126H141V127H143V129H144V125H141V123L140 124H138L137 126H136V123L134 124ZM160 125V124H159ZM187 125V124H186ZM200 125V124H199ZM255 125V124H254ZM5 126V125H4ZM7 126V125H6ZM24 126V125H23ZM27 125H25L24 127H26ZM90 126V125H89ZM146 126V125H145ZM169 126V125H168ZM195 126H196V124H195ZM206 126V125H205ZM208 126V125H207ZM206 126V127H207ZM255 126H257V125H255ZM263 125H261V127H262ZM9 127V126H8ZM23 127V128H24ZM28 127H29V125H28ZM43 127V126H42ZM53 127V126H52ZM51 127V128H52ZM163 127V126H162ZM170 127V126H169ZM210 127V126H209ZM264 127V126H263ZM27 128V127H26ZM33 128V127H32ZM48 128V127H47ZM46 128V129H47ZM82 128H83V126H82ZM128 128V127H127ZM174 128V127H173ZM250 128V127H249ZM17 128L15 127V130H16ZM25 129V128H24ZM29 129V128H28ZM34 129V128H33ZM39 129V128H38ZM90 129V128H89ZM89 129H87V130H89ZM126 129V128H125ZM124 129V130H125ZM128 129H133V128H131V127H129ZM170 129V128H169ZM199 130H200V127L198 128ZM215 129V128H214ZM261 129V128H260ZM14 130V131H15ZM21 130H23V129H21ZM30 130V129H29ZM35 130V129H34ZM52 130H54V128H52ZM69 131H70V129H68ZM73 130V129H72ZM113 130V129H112ZM122 131V132H126V131ZM141 130H142V128H141ZM140 130V131H141ZM146 130V132L144 131V133H143V131H141L142 132V134H144V135H150V133L148 134L147 133V129H145ZM162 130V129H161ZM172 130V129H171ZM197 130V129H196ZM198 130V131H199ZM216 130H218L217 128H216ZM242 130H244V129H242ZM17 131H20V130H17ZM24 131V130H23ZM26 131H27V129H26ZM37 132H38V130H36ZM42 131V130H41ZM74 131V130H73ZM135 132H137L136 131V129L134 130ZM140 131H138V133L140 132ZM160 131V130H159ZM201 131V130H200ZM253 131V130H252ZM257 131H259V130H257ZM256 131V132H257ZM261 131V130H260ZM21 132V131H20ZM28 132V131H27ZM32 132H33V130H32ZM51 132V131H50ZM55 132V131H54ZM75 132H77L78 133V130H76ZM84 133L86 132V131H83ZM115 132V131H114ZM128 133H129V131H127ZM132 132V131H131ZM196 132V131H195ZM215 132H218V131H215ZM29 133V132H28ZM34 133V132H33ZM32 133V134H33ZM57 133V132H56ZM67 133H69V132H67ZM77 133H72L73 134V136H75L74 134H76V136L75 137H77ZM84 133H82V134H84ZM146 133V134H145ZM160 133H162V132H160ZM206 133V132H205ZM233 133V132H232ZM241 133V132H240ZM19 134V132L17 133V135ZM25 134V133H24ZM24 134L22 133V135L24 136ZM27 134V133H26ZM25 134V135H26ZM40 134H42V133H40L39 132V135ZM43 134H45V133H43ZM51 134H53V133H51ZM70 135H71V133H69ZM68 134V135H69ZM86 134V135H85ZM82 137H84L85 138V136L86 137H88L87 136V133H85ZM90 134V133H89ZM132 134H134L133 132H132ZM197 134V133H196ZM209 134V133H208ZM207 134V135H208ZM222 134V133H221ZM14 136H15V133L13 134ZM30 135V134H29ZM38 135V136H39ZM80 136H81V133L79 134ZM78 135V136H79ZM128 135V134H127ZM130 135H131V133H130ZM130 135H128V136H130ZM138 134L137 133H135V136H137ZM139 135H141L140 133H139ZM163 135V134H162ZM199 135H200V133H199ZM205 135V134H204ZM204 135H200V136H204ZM225 135V134H224ZM230 135H231V133H230ZM7 136H8V134H7ZM26 136H28V134L26 135ZM36 136V135H35ZM37 136V137H38ZM41 136V135H40ZM39 136V137H40ZM45 137L47 136V135H44ZM127 136V137H128ZM141 136H143V135H141ZM140 136V137H141ZM152 136L153 135H151V138H152ZM159 137H160V135H158ZM194 136V135H193ZM2 137V136H1ZM12 137V136H11ZM25 137V136H24ZM24 137H22V138H24ZM39 137H38V139H39ZM67 137V136H66ZM66 137H65V139H66ZM131 137H133V135H131ZM139 137V136H138ZM137 137V138H138ZM149 137V136H148ZM195 137V136H194ZM197 137H198V134H197ZM229 137V136H228ZM237 137H240V136H237ZM8 138V137H7ZM18 138V137H17ZM20 138V137H19ZM22 138H21V140H22ZM27 138V137H26ZM30 138V137H29ZM29 138H27V139H29ZM52 138H53V136H52ZM67 138H69V137H67ZM80 138V137H79ZM84 138L82 139V140H84ZM142 138V137H141ZM155 138V137H154ZM162 138H163V136H162ZM200 138H202V137H200ZM227 138V137H226ZM9 139V138H8ZM14 139V138H13ZM45 139H47V138H45ZM44 139V140H45ZM56 139V138H55ZM70 139V138H69ZM74 140H75V138H73ZM133 140V138H130V140ZM164 139V138H163ZM198 139H199V137H198ZM234 139H235V137H234ZM248 139V138H247ZM19 140V139H18ZM23 140H25V139H23ZM22 140V141H23ZM48 140H50L49 139V137H48ZM54 140V139H53ZM52 140V141H53ZM57 140V139H56ZM61 140H63V139H58V142H61ZM72 140V139H71ZM110 140H112V139H110ZM132 140H131V142H132ZM137 140V139H136ZM142 139H138V141H141ZM154 140V139H153ZM208 140V139H207ZM216 140V139H215ZM214 140V141H215ZM254 140V139H253ZM16 141V140H15ZM15 141H13V143H16ZM30 141H31V139H30ZM34 141V140H33ZM36 141V140H35ZM79 141V140H78ZM151 141V140H150ZM155 141V140H154ZM217 141V140H216ZM219 141V140H218ZM229 141V140H228ZM232 141V140H231ZM250 141H251V138H250ZM260 141V140H259ZM8 142V141H7ZM19 142V141H18ZM17 142V143H18ZM25 142H27V140H25ZM32 142V141H31ZM36 142H39V141H36ZM54 142V141H53ZM52 142V143H53ZM85 142V141H84ZM88 142V141H87ZM201 142H203L204 143V141H202L201 140ZM225 142V141H224ZM235 142V141H234ZM247 142V141H246ZM258 142V141H257ZM5 143V142H4ZM21 143V141L19 142V144ZM24 143V142H23ZM35 143V142H34ZM57 142H54L53 144H56ZM91 143V142H90ZM92 143H95V145H96V142H92ZM115 143H116V141H115ZM118 143V142H117ZM133 143V142H132ZM130 144V145H132L133 146V144ZM210 143V142H209ZM254 143H256V142H254ZM8 144V143H7ZM18 144V145H19ZM27 144V143H26ZM58 144V143H57ZM61 143H59L58 145H60ZM104 144V143H103ZM109 144V143H108ZM111 144V143H110ZM141 144V143H140ZM152 144V143H151ZM153 144H154V142H153ZM210 144H212V143H210ZM217 144V143H216ZM243 144H244V142H243ZM258 144V143H257ZM9 145V144H8ZM16 145V144H15ZM38 145V144H37ZM89 145V144H88ZM91 145V144H90ZM94 145V146H95ZM111 145H113V144H111ZM114 145H117V144H114ZM136 145V144H135ZM198 145V144H197ZM203 145V144H202ZM201 145V146H202ZM253 145V144H252ZM93 146V145H92ZM204 146V145H203ZM240 146V145H239ZM251 146V145H250ZM10 147V146H9ZM12 147H13V145H12ZM17 147V146H16ZM19 147V146H18ZM17 147V148H18ZM56 147V146H55ZM54 147V148H55ZM110 147H113V146H110ZM115 147V146H114ZM120 147H122V146H120ZM140 147V145H138V148ZM142 147V146H141ZM141 147H140V149H141ZM216 147V146H215ZM234 147V146H233ZM241 147H242V145H241ZM247 147V146H246ZM23 148V147H22ZM22 148H20V149H22ZM28 148V147H27ZM50 148V147H49ZM60 148V147H59ZM106 148V147H105ZM168 148V147H167ZM204 148V147H203ZM202 148V149H203ZM220 148V147H219ZM243 148H245V146H243ZM29 149V148H28ZM28 149H26V150H28ZM53 149V148H52ZM51 149V150H52ZM56 149H57V147H56ZM83 149H84V147H83ZM90 149V148H89ZM121 149V148H120ZM140 149H138V150H140ZM5 150V149H4ZM7 150V149H6ZM11 150V149H10ZM12 150H14V149H12ZM18 150V149H17ZM30 150V149H29ZM32 151H33V149H31ZM46 150V149H45ZM58 150V149H57ZM118 150V149H117ZM122 150V149H121ZM143 150V149H142ZM153 150V149H152ZM163 150V149H162ZM169 150V149H168ZM204 150H205V148H204ZM233 150V149H232ZM243 149H238V150H234V152L232 153V154H230V157L228 158L229 159V161H232L231 163H228L227 165H228V167H229V170L231 171V173L232 174H236L235 175V177L237 176L238 177V175H242L243 174V176H246V174H245V172L243 171V170H245V169H250L251 168V166H252V164H253V161H254V158H253V156L252 155H250V154H248V153H246L244 150L242 151ZM50 151V150H49ZM53 151H55V150H53ZM90 151V150H89ZM119 151V150H118ZM126 151H128V150H126ZM167 151V150H166ZM197 151H199V149L197 150ZM210 151H211V149H210ZM213 151V150H212ZM249 151V150H248ZM258 151V150H257ZM29 153H30V151H28ZM27 151H26V155H27V153H28ZM78 152V151H77ZM77 152H75V153H77ZM85 152H87V150L85 151ZM82 153V155L83 156H85V157H88V161H92V164H91V166H89L90 168L89 169H84V168H78V167H76L75 166V162L74 161H72L71 160V158L72 159H74V155H75V153H73V155L71 154V153H68L67 155H65L63 152H57V151H55V152H52L51 151V153H50V156H51V161H49L48 162V165H47V167L45 168L46 170H47V175H46V177H44V178H41L40 180H38L39 181V185H40V190L42 191V193H44L45 191L43 190V189H46L49 185H51V192L54 194V196L56 195L57 197H56V199L55 200H57L56 202H52V203H50V201L49 200H46L44 203H47L46 205H51L52 207V209L54 208L56 211L55 212H53V213H51L50 215H48L47 217H44V218H37V216L36 215H34L33 213H32V210H28V208L27 207H25L24 206V208H23V206L22 205H18V206H15V204L10 208V210H13V211H15L18 215H20V213L22 212V210L24 209L25 210V216L26 217H28V216H32V217H35V219L40 223V222H43V220H45V222H47L46 223V225L47 226H49V228L51 229V231L52 230H54L55 232H54V234L55 233H59L60 234V236H62V237H69V235L70 234H72L73 232H74V228H75V230H86V231H88V230H91V225H89V226H87V225H84L83 223L82 224H71L70 222H63L64 220H62V219H64V217L65 216H67L68 215V213H70V214H74L75 216H77V217H79L80 219L83 217V215L87 212L86 211V209H88L87 208V206H88V204L89 205H91V203H88V201H86L88 204L87 205H85L84 204V200H86V198H89L90 196H92L93 198H96V203L98 204V205H100L101 206V204L103 205L102 207H104L106 210L104 211L106 214H105V218H106V220L108 219V218H112L114 215L116 216L117 215V218H118V216H119V214H120V211H121V209H124L125 207H123V205H125V204H127L128 202L126 201V198H123L122 196H121V194L125 197V196H127V192H126V189H125V191H124V194H123V192L121 191L120 193H119V195L118 194H115L114 195V188L112 187V186H109V185H106L105 183H107V181L108 180H110L111 178H109L108 177V175L110 176V173L109 172H106V171H104V172H102V173H100L101 175H100V178H97V180H96V177H93V175L91 176V177H88V176H86V177H88V179L87 180H85V181H81V182H74V179H75V177L76 176H80V174L81 173H84L83 171H93L94 169H96V168H100L104 163H102L101 162V160H100V158L96 155V154H93V153ZM154 152V151H153ZM167 152H169V151H167ZM253 152V151H252ZM256 152V151H255ZM23 153V152H22ZM33 153H35L34 151H33ZM32 153V154H33ZM45 153V152H44ZM80 153V152H79ZM97 153V152H96ZM109 153H110V151H109ZM113 153V152H112ZM116 153H117V151H116ZM141 153V152H140ZM145 153V152H144ZM144 153H142V154H144ZM204 153V152H203ZM211 153V152H210ZM219 153V152H218ZM222 153V152H221ZM24 154V156H25V153H23ZM81 154V153H80ZM121 155H124V154H122V153H120ZM152 154V153H151ZM198 154V153H197ZM229 154V153H228ZM252 154V153H251ZM5 155V154H4ZM7 155V154H6ZM17 155H18V153H17ZM114 155H115V153H114ZM117 155H119V154H117ZM120 155V156H121ZM154 155H155V153H154ZM20 156V155H19ZM24 156H21V157H24ZM31 156H33V155H31ZM31 156H29V157H31ZM36 157H37V155H36ZM35 157V158H36ZM115 157V156H114ZM118 157V156H117ZM123 157H125V155L123 156ZM131 157V156H130ZM2 158H3V156H2ZM8 157H6V159H7ZM25 158H26V156H25ZM27 158H28V156H27ZM27 158H26V160H27ZM89 158L91 159V160H89ZM126 158V157H125ZM215 158V157H214ZM217 158V157H216ZM227 158V157H226ZM244 158H247V159H249V161H250V163H249V165H247V166H241V164H239V163H237L238 161H242V159H244ZM257 158V157H256ZM5 159V158H4ZM33 159V158H32ZM31 159V160H32ZM20 160V159H19ZM21 161H24L23 159L21 160ZM106 161V163H107V160H105ZM219 161H221V159H219ZM29 162V161H28ZM27 161H26V163H28ZM30 162H34V161H30ZM136 162V161H135ZM202 162V161H201ZM226 162V161H225ZM224 162V163H225ZM228 162V161H227ZM226 162V163H227ZM25 162H23V165L24 164H26ZM82 164V163H81ZM90 164V163H89ZM111 164V163H110ZM113 164V163H112ZM111 164V165H112ZM114 164H116V163H114ZM1 165V164H0ZM20 165H22V164H20ZM35 165V164H34ZM65 165H67V167H65ZM2 166V165H1ZM9 166V165H8ZM19 166V165H18ZM17 166V167H18ZM27 166V165H26ZM31 166L33 167V165L31 164ZM87 166V165H86ZM106 166V165H105ZM109 166V165H108ZM153 166V164H151L150 163V161H148V160H143V161H140V162H138L137 164H135V163H129V164H126L125 165V174H126V172L129 170H132L131 171V173H130V175H129V177L130 178H132L133 180H135V182H136V186L138 187V189H141V192L142 191H147L148 192V194H150L152 191H155L156 189H157V192L158 191H160V187H159V185H156V183H155V185H153V182L152 181H154V180H152L150 183L148 182H146L147 181V179H148V173H150L149 171H151L152 172V170H151V167ZM4 167V166H3ZM24 168H25V166H23ZM32 167H31V169H32ZM36 167V166H35ZM111 167V166H110ZM112 167H113V165H112ZM226 167V166H225ZM264 167V166H263ZM13 168V167H12ZM21 168V167H20ZM30 168V167H29ZM107 168V167H106ZM10 168H8V170H9ZM27 169V168H26ZM33 169H34V167H33ZM32 169V170H33ZM44 169V170H45ZM112 169V168H111ZM141 169H143L147 174L146 175H143L142 177H141V179H139V180H137V175H140V170ZM153 169H155V167L153 168ZM158 169V168H157ZM4 170H6L5 169V167H4ZM8 170H6V171H8ZM30 170V169H29ZM34 170H36V169H34ZM104 170H106V169H104ZM108 170V169H107ZM110 170V169H109ZM206 170V169H205ZM225 170V169H224ZM257 170V169H256ZM25 171V170H24ZM37 171V170H36ZM101 171V170H100ZM111 171V170H110ZM113 171V170H112ZM18 172H19V170H18ZM26 172V171H25ZM25 172H24V174H25ZM159 172V171H158ZM205 172V171H204ZM30 173V172H29ZM35 173V172H34ZM40 173V172H39ZM87 173V172H86ZM112 173V172H111ZM132 173L134 174H136V176L135 177H133L132 176ZM157 173V172H156ZM156 173H154L152 176L155 178L156 177ZM10 174V173H9ZM38 174V173H37ZM92 174H93V172H92ZM226 174V173H225ZM245 174V175H244ZM3 175V174H2ZM44 175V174H43ZM263 175V174H262ZM10 176V175H9ZM28 176V175H27ZM31 176V175H30ZM38 176V175H37ZM82 176V175H81ZM96 176V175H95ZM197 176V175H196ZM1 177V176H0ZM11 177V176H10ZM36 177V176H35ZM34 177V178H35ZM85 177V176H84ZM111 177V176H110ZM201 177V176H200ZM234 177V178H235ZM60 178H62V179H60ZM109 178V179H108ZM247 178V177H246ZM12 179H14V178H12ZM26 179V178H25ZM30 179V178H29ZM36 179V178H35ZM38 179V178H37ZM157 179V178H156ZM233 179V178H232ZM10 180V179H9ZM28 180V179H27ZM41 180H44V181H41ZM60 180H62V182L64 181V184L62 183V186L61 185H58V183L59 182H61ZM96 180V181H95ZM151 180V179H150ZM149 180V181H150ZM30 181V180H29ZM29 181H27V182H29ZM7 182H8V178H7ZM10 182V181H9ZM32 181H30L29 183H31ZM206 182V181H205ZM219 182V181H218ZM18 183H20L19 181H18ZM74 183H79V185H81V188H80V186L78 185V187H77V189L74 187ZM238 183V182H237ZM108 184V183H107ZM221 184V183H220ZM12 185H13V183H12ZM126 186V185H125ZM24 187V186H23ZM219 187V186H218ZM245 187V186H244ZM14 188V187H13ZM18 188V187H17ZM25 188V187H24ZM117 188V187H116ZM123 188V187H122ZM211 188H212V186H211ZM216 188V187H215ZM9 189V188H8ZM11 189V188H10ZM117 189H119V187L117 188ZM136 189V188H135ZM218 189V188H217ZM124 190V189H123ZM245 190H246V187H245ZM245 190L243 189L242 191H244L245 192ZM12 191V190H11ZM11 191H9V192H11ZM14 191V190H13ZM218 192V191H217ZM244 192H242L241 193V196H243L244 195ZM13 193V192H12ZM191 193V192H190ZM216 193V192H215ZM15 194V193H14ZM159 194V193H158ZM20 195V194H19ZM224 195V194H223ZM10 196V195H9ZM50 196V195H49ZM89 196V197H88ZM135 196V195H134ZM213 196V195H212ZM227 196H228V194H227ZM237 196V195H236ZM240 196V197H241ZM51 197V196H50ZM92 197H91V199H92ZM113 197H115V200H113ZM118 197H122L123 198V200H120V199H117ZM162 197V196H161ZM214 197V196H213ZM18 198V197H17ZM25 198V197H24ZM23 198V199H24ZM33 198H35V197H33ZM33 198H32V200H33ZM180 198V197H179ZM226 197H223L222 199H223V201L225 200V202H227V200H229V199H225ZM244 198H245V196H244ZM1 199V198H0ZM26 199V198H25ZM90 199V200H91ZM128 199V198H127ZM134 199V198H133ZM11 200V199H10ZM14 200V199H13ZM29 200V199H28ZM89 200V199H88ZM95 199H93V201H94ZM124 200L127 202V203H125L124 202ZM128 200H130V199H128ZM132 200V199H131ZM135 200V199H134ZM151 199L147 196L145 199H141V200H137V203L139 204V205H143L144 206V204H146V203H148L149 201H150ZM175 201H178V198L177 199H174ZM212 200V199H211ZM220 200V199H219ZM238 200V199H237ZM237 200H236V202H237ZM19 201V200H18ZM24 201V200H23ZM26 201H27V199H26ZM25 201V202H26ZM133 201V200H132ZM179 201H180V199H179ZM216 201H217V199H216ZM232 201V200H231ZM12 202V201H11ZM27 202H29V201H27ZM125 204H124V203ZM151 202V201H150ZM149 202V203H150ZM154 202V201H153ZM171 202V201H170ZM181 202V201H180ZM183 202V201H182ZM239 202V201H238ZM14 202H12V204H13ZM24 203V202H23ZM33 203V202H32ZM31 203V204H32ZM93 203V202H92ZM131 203V202H130ZM155 203V202H154ZM158 204L159 203H161V204H163L161 201L160 202H157ZM172 203V202H171ZM184 203V202H183ZM222 204H223V202H221ZM1 204V203H0ZM16 204H18V202L16 203ZM176 205H177V203H175ZM178 204H180L179 202H178ZM2 205V204H1ZM53 205H55V207H53ZM148 205H151V203L150 204H148ZM157 205V204H156ZM155 205V206H156ZM227 205H228V203H227ZM163 206H166L165 204L163 205ZM226 206V205H225ZM242 206V205H241ZM240 206V207H241ZM2 207V206H1ZM151 207H152V205H151ZM162 207V206H161ZM183 207H185V206H183ZM188 207V206H187ZM186 207V208H187ZM243 207V206H242ZM4 208H6V207H4ZM91 208V207H90ZM94 208V207H93ZM153 208H155V207H153ZM158 208H159V206H158ZM157 208V209H158ZM163 208V207H162ZM164 208H166L167 209V207H164ZM181 208V207H180ZM180 208H177V207H172V208H169L170 210V212H169V215L172 217V220H174L173 222H175L176 221V219H177V217L179 216V215H183L184 216V218H185V215H184V213L182 212V209H180ZM227 209H228V207H226ZM41 209V208H40ZM39 209V210H40ZM98 209V208H97ZM103 209V208H102ZM140 209V208H139ZM185 209V208H184ZM191 209V208H190ZM220 209V208H219ZM244 209V208H243ZM1 210V209H0ZM6 210V209H5ZM100 210V209H99ZM119 210V211H118ZM150 210V209H149ZM172 210V211H171ZM192 210V209H191ZM230 210V209H229ZM101 212L103 211V210H100ZM154 211V210H153ZM161 210L159 209V212H157L153 217L152 216H150L149 217V215L147 216V217H149L150 219H151V222L153 223V224H155V226H158L159 224H163L162 222L165 220V219H168V217H170V216H168V213H167V211H162V212H160ZM246 211V210H245ZM122 212V211H121ZM137 212V211H136ZM155 212V211H154ZM154 212H150V213H154ZM190 212V211H189ZM63 213V214H62ZM148 213V212H147ZM182 213V214H181ZM40 214V213H39ZM113 214V215H112ZM129 214V213H128ZM141 214V213H140ZM198 214V213H197ZM222 214V213H221ZM247 214V213H246ZM74 215H72V216H74ZM142 215H144V214H142ZM199 215V214H198ZM211 215V214H210ZM236 215H237V213H236ZM85 216H86V214H85ZM103 216V215H102ZM145 216V215H144ZM226 216H227V214H226ZM257 216V215H256ZM92 217V216H91ZM167 217V218H166ZM192 217V216H191ZM228 217V216H227ZM247 217V216H246ZM254 217V216H253ZM190 218V217H189ZM203 218V217H202ZM208 218V217H207ZM221 218V217H220ZM226 218V217H225ZM224 218V219H225ZM230 218V217H229ZM228 218V219H229ZM238 218H240L239 216H238ZM248 218V217H247ZM59 219H61V221L59 220ZM76 219V218H75ZM78 219V218H77ZM120 219H121V217L119 218V221H120ZM143 219H145L146 220V218L144 217ZM196 219V218H195ZM209 219V218H208ZM227 219V218H226ZM226 219H225V221H226ZM241 219V218H240ZM243 219V218H242ZM110 220V219H109ZM172 220H171V222H172ZM201 220V219H200ZM218 220H220V219H218ZM230 220V219H229ZM147 221V220H146ZM189 221H191V220H189ZM196 221H197V219H196ZM228 221V220H227ZM231 221V220H230ZM229 221V222H230ZM235 221V220H234ZM233 221V222H234ZM244 221V220H243ZM242 221V222H243ZM169 222V221H168ZM218 222V221H217ZM238 222V221H237ZM252 222V221H251ZM164 223H166V221H164ZM202 223H203V221H202ZM168 224V223H167ZM229 224V223H228ZM14 225V224H13ZM164 225V227L162 228V229H158L159 231L161 230V232H159L160 234H162L163 235V232L164 233H167V238L164 240V244H163V247H164V245H165V247H164V249L167 251V253H168V255H170L171 254V257L173 258L174 256H173V254H175L173 251H172V249H171V245H170V241L171 240H173L174 239V237H175V234H176V231H178V230H180V231H182L183 232V234L185 235V237H188V236H191V231H192V226H193V224H189L188 222H185V225L181 228L180 226H176V228H173V227H171V224H169V226L168 225H166V224H163ZM215 225H217V224H215ZM240 225V224H239ZM8 226H10V225H8ZM17 226V225H16ZM16 226H13V228H15ZM23 226V225H22ZM129 226V225H128ZM151 226V225H150ZM168 226V227H167ZM208 226H210V225H208ZM218 226V225H217ZM11 227V226H10ZM40 227V226H39ZM38 227V228H39ZM146 227V226H145ZM145 227H143L141 230H140V232H139V230L138 229H135L136 231H138L139 233H143L144 235L147 233V230H146V228ZM159 227H160V225H159ZM194 227V226H193ZM17 228V227H16ZM23 228V239L20 241L21 242V244H25V247L26 246H32V244H38V245H41V241H40V239H39V229H38V231L37 232H34L33 233V236H34V239H32V238H29V239H31V243H25V239H26V232L28 231L27 229H25L24 228V226L22 227ZM36 228H37V226H36ZM42 228V227H41ZM150 228H152V227H150ZM96 229H98V228H96ZM163 229H166V230H163ZM195 229V228H194ZM207 229H208V227H207ZM213 229H214V227H213ZM223 229V228H222ZM1 230V229H0ZM57 230H58V232H57ZM153 230V229H152ZM19 231V230H18ZM94 231V230H93ZM98 231L99 230H96L95 232H93V234H91L93 237H94V235H95V240L98 242V243H100V242H103V240H102V237L101 236H99V237H97L96 236V234H98ZM131 231V230H130ZM194 231V230H193ZM205 231H207L206 229H205ZM215 231H217V229L215 228ZM220 231V230H219ZM231 231V230H230ZM208 232V231H207ZM212 232V231H211ZM214 232V231H213ZM248 232V231H247ZM53 233V232H52ZM210 233V232H209ZM15 234V233H14ZM211 234H213V233H211ZM90 235V236H91ZM125 235H127V234H125ZM135 235V234H134ZM139 235V234H138ZM137 235V236H138ZM148 235H150L149 233H148ZM17 236V235H16ZM44 237H45V235H43ZM46 236H47V234H46ZM152 236V235H151ZM212 236V235H211ZM216 236V235H215ZM251 236V235H250ZM13 237V236H12ZM43 237V238H44ZM107 237V236H106ZM106 237H105V239H106ZM259 237V236H258ZM14 238V237H13ZM189 238V237H188ZM12 239V238H11ZM93 239V238H92ZM255 239V238H254ZM42 240V239H41ZM129 240H131L132 241V243L135 245V242H136V238L135 237H132V234H130L129 235V238L128 239H125V241H124V244L125 243H128L129 242ZM78 240L77 239H75V243L77 242ZM195 241H197V240H195ZM200 241H202V240H200ZM221 241V240H220ZM239 241V240H238ZM116 242V241H115ZM159 242V241H158ZM198 242V241H197ZM256 242V241H255ZM45 243V242H44ZM70 243V242H69ZM82 243V242H81ZM78 244H79V242H78ZM198 244V243H197ZM200 244V243H199ZM210 244V243H209ZM104 245V244H103ZM116 245H117V243H116ZM201 245V244H200ZM203 245V244H202ZM216 244H214V246H215ZM13 246H15V245H13ZM95 246H96V244H95ZM251 246H253V245H251ZM250 246V247H251ZM255 246V245H254ZM253 246V247H254ZM257 246V245H256ZM100 247V246H99ZM135 247H137V245H135ZM252 247V248H253ZM1 248H2V246H1ZM32 248H37L39 251H33V252H23L22 253V259H25L26 260V264H37V261H39V259L41 258V257H46V256H51V258L53 259V260H56V258H57V254H56V252H55V250H53V249H46V250H42L41 249V246H37V247H32ZM97 249H98V247H96ZM5 249V248H4ZM74 249V248H73ZM93 251H94V253H95V251H97V249H95V248H91ZM214 249V248H213ZM217 249V248H216ZM219 249V248H218ZM251 249V248H250ZM30 250V249H29ZM72 250V249H71ZM87 250V249H86ZM99 250V249H98ZM254 250V249H253ZM6 251V250H5ZM8 251V250H7ZM28 251V250H27ZM66 251V250H65ZM218 251V250H217ZM220 252H221V250H219ZM8 252H10V251H8ZM122 252H124V251H122ZM202 252V251H201ZM213 252V251H212ZM219 252V253H220ZM256 252V254H257V251H255ZM5 253V252H4ZM63 253V254H62ZM61 253V255H62V258H61V263L60 264H80V262L82 261V260H86L84 257H75V256H73V255H75V254H73V253H64V252H62ZM126 253V252H125ZM170 253V254H169ZM261 253V252H260ZM259 253V254H260ZM137 254V253H136ZM163 254H164V252H163ZM166 254V253H165ZM221 254V253H220ZM220 254H218V255H220ZM10 255H11V253H10ZM85 255V254H84ZM126 255V254H125ZM161 255V254H160ZM193 253H192V257H193ZM200 255H201V253H200ZM230 255V254H229ZM245 255V254H244ZM124 256V255H123ZM127 256V255H126ZM126 256H124V258L126 259V260H128L127 259V257ZM134 256V255H133ZM133 256H132V259H133ZM187 256V255H186ZM189 256V255H188ZM202 256V255H201ZM200 256V257H201ZM206 256V255H205ZM210 256V255H209ZM238 255H236V257H237ZM248 255H246L245 257H243L242 258V261L240 260L241 259V257L239 256V260L241 261V262H243V260H245V258L247 257ZM93 257V256H92ZM158 257H161V256H159L158 255ZM211 257V256H210ZM212 257H215V259H216V257L217 256H212ZM130 258V257H129ZM163 258V257H162ZM175 258V257H174ZM187 258H191V257H187ZM194 258V257H193ZM199 258V257H198ZM198 258H196V259H198ZM234 258V257H233ZM248 258V257H247ZM9 259H11V257L9 258ZM88 259V258H87ZM106 259V261H107V258H105ZM148 259V258H147ZM222 259V258H221ZM221 259H219L218 258V260H221ZM228 259V258H227ZM232 259V258H231ZM251 259V258H250ZM108 260L109 261H111V262H114L113 264H120V263H116L115 261H118V260H115L114 261V259L113 258H109V256H108ZM134 260H137V258H134ZM161 260V259H160ZM173 260V259H172ZM224 260V259H223ZM249 260V259H248ZM121 261V260H120ZM251 261V260H250ZM149 262H151V260H148V263ZM245 262H246V260H245ZM248 262H246V264H247ZM147 264V263H146ZM149 264H151V263H149ZM153 264V263H152ZM239 264V263H238Z\"/></svg>",
	"mask_w": 264,
	"mask_h": 264
},
{
	"label": "snow or ice",
	"instance_id": "3",
	"mask_svg": "<svg viewBox=\"0 0 264 264\" xmlns=\"http://www.w3.org/2000/svg\"><path fill=\"white\" fill-rule=\"evenodd\" d=\"M264 2V0H262ZM122 7H129L128 4H123ZM224 5H217L215 0H153V3L150 5L153 20L156 21L159 25L158 32V48L161 53L166 55H171L173 50L176 49L178 52H181L184 56H187L189 53V35H178L177 33H191L196 31H206V30H218L220 36L228 35L227 24L225 17L220 14L217 9H222ZM261 15L264 16V7L261 8ZM169 21H179L180 24L173 26L169 24ZM170 29H172L170 31ZM245 42L250 46L253 53L257 54V59L259 61V65L261 67L262 73H264V30H262L259 34L253 33L250 36L245 38ZM220 40H216V44H219ZM199 52L203 53L205 50V45L200 44L198 46ZM143 51V49H141ZM218 55V54H217ZM202 63V61H201ZM197 72L206 71L203 68H197ZM5 79L3 75H0V80ZM102 80L104 82L108 81V76H102ZM261 84L264 85V79H261ZM200 87L199 84L196 85ZM121 88L127 89L128 85L126 83H121ZM99 91V86L95 89ZM178 101L176 99L171 100L172 105H176ZM97 125H93L90 128V133L95 132L97 129ZM45 137L41 135L39 137L40 140H43ZM134 144L139 145L140 141L135 139V134H133ZM27 147L29 149H35L36 144L34 142H27ZM112 151L115 153L116 148H113ZM77 157L80 156V153L77 152L75 154ZM232 161H228L231 163ZM7 160H0V164L8 165ZM237 163L241 164V166L249 165L250 161L247 158L242 159V161H238ZM40 167L39 164L36 165ZM67 167V165H65ZM147 173L141 169L140 175H137V180L141 179L143 175ZM240 182L245 181V177L243 175L239 178ZM7 186V185H6ZM23 191V189H21ZM43 193L38 192V196L42 197ZM135 204V201H132ZM55 207V205H53ZM123 207H127V205H123ZM251 207L256 210L259 214L260 219V234L261 239L264 241V202H261L259 208H256L255 204H252ZM89 217L93 215L92 211L87 213ZM5 220L2 224H0V228L4 229L5 234L0 236V246H3L7 251L11 248L12 257L11 260L7 259L4 252H0V264H26V260L22 259V252L25 248V244H16L13 246V242L11 238H6L8 233V225L20 223L23 220V226L28 231L26 232L25 243H31V239H34L33 233L37 232L36 224L38 221L35 217L28 216L22 217L18 215L13 210L5 211ZM83 219V217L81 218ZM117 223L116 217H113L110 220H106L101 226L105 227L108 235L107 241L104 243L103 247L99 248L96 253V257L92 260H82L80 264H112L111 261H106L105 257L112 250V246L116 244V242L112 239V236L115 234L117 230L123 231L124 229L121 227L117 229L115 227ZM218 224L221 228H227L228 225L225 224L223 219L218 220ZM185 225V218L183 215H179L171 225V227L176 228V226H180L181 228ZM164 225L160 224V228H163ZM156 226L153 224V235L149 237V239H154L156 241H160L162 237L158 234H155ZM243 232L242 227L233 229ZM54 237L52 235H48L46 237L47 240H52ZM185 240V235L182 231H176L175 237L169 243L171 245L172 251L175 253V259L170 262V264H238L237 261L232 260L231 258L225 260H213L209 257H200L196 258H182L185 257V253L183 251L182 245ZM42 246L38 244H32V247ZM116 251H120V248H115ZM122 250L129 255V259L126 261H120V264H142V262H137L131 259L132 255L135 253V247L131 240L128 243L123 245ZM103 254V255H102ZM37 264H60V261L53 260L51 256L41 257ZM239 264H244V262H239ZM255 264V262H252ZM260 264H264V260L260 262Z\"/></svg>",
	"mask_w": 264,
	"mask_h": 264
}]
</instances>
